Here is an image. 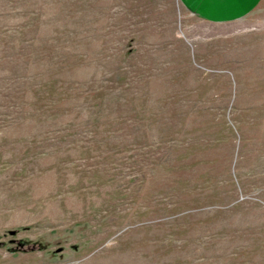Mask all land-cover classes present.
<instances>
[{"label": "rangeland", "instance_id": "1", "mask_svg": "<svg viewBox=\"0 0 264 264\" xmlns=\"http://www.w3.org/2000/svg\"><path fill=\"white\" fill-rule=\"evenodd\" d=\"M243 22L216 38L178 0H0V264H264L253 120L207 114L219 53L190 52L222 45L235 108L227 83L264 77V2Z\"/></svg>", "mask_w": 264, "mask_h": 264}, {"label": "crops", "instance_id": "2", "mask_svg": "<svg viewBox=\"0 0 264 264\" xmlns=\"http://www.w3.org/2000/svg\"><path fill=\"white\" fill-rule=\"evenodd\" d=\"M178 1L181 5V8L186 13H188L191 17L198 18L207 26L208 29H206V34H211V36H217L216 38H220L222 37V35L229 33L228 31L233 27L236 32H238L239 30L237 27L240 28L242 27L243 29L241 28V30L243 31L244 30L243 21L249 18V16H251L264 2V0H178ZM221 46L222 45L220 43L219 44L204 43L203 45H200V47H198L199 48L198 50L197 47L190 49V52H192L194 55L195 52L199 54L198 56L195 55V57L197 56V58L202 55H203L202 57L204 58L205 57L210 58L212 57L211 53H209L211 51L214 52L215 54L219 53V57H220L219 60V57L216 55L215 57L217 59L215 60V62L217 63H215V65L211 63L212 65H210L211 68L220 67V69H216L215 71L212 72L210 71L211 73L210 76H208L209 73L206 72L207 77H205L206 79L204 80L206 84L211 83L212 88L210 87L209 88L212 91V94L209 95V97L207 98L205 97L204 101L206 103L204 105V108L207 111V114H209V112L212 110V112L216 111L217 113H219V115L236 116L238 130L241 129V125H242L241 124L242 121L240 120V117L241 116L251 117L250 119L253 120L252 122L254 124V130H252V132H254V145L253 147H247L246 149L247 150L246 165H255V164L264 165V79H263L264 77L259 78L257 80L255 78L254 80L247 79V81L240 79V77H237L234 86L231 85V87H229V82H228L227 87L226 86L225 87L226 89L229 88L228 90L230 91V94L233 95V93L235 92L234 99L236 101V107L221 108L219 105V101L222 98L221 95L218 93L219 90L218 87H216V84L214 83L217 80L221 81L223 79L226 80L227 78L225 76V71L222 70L223 61H221V57L224 50ZM249 49H253L254 52V47H252L251 45L249 46ZM208 61L212 62L211 60ZM192 65H194L195 67L197 66L196 62L190 59V66L192 67ZM196 68L197 70L200 69L199 66H197ZM214 72L216 73L215 75L213 74ZM220 85L222 84H218L217 86ZM250 123L251 122L248 121L247 125H250ZM237 147L238 145H236L235 147L233 157H235ZM255 156H258L259 160L254 159ZM247 158L249 159L247 160ZM259 173L261 177H264L263 170L259 171Z\"/></svg>", "mask_w": 264, "mask_h": 264}]
</instances>
